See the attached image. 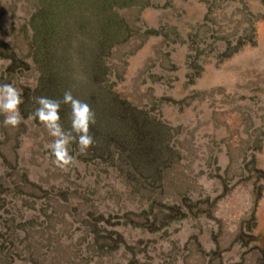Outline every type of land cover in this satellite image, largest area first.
I'll use <instances>...</instances> for the list:
<instances>
[{"label": "rangeland", "instance_id": "obj_1", "mask_svg": "<svg viewBox=\"0 0 264 264\" xmlns=\"http://www.w3.org/2000/svg\"><path fill=\"white\" fill-rule=\"evenodd\" d=\"M26 3L0 0V264H264V0L128 11L110 82L170 138L147 178L24 110Z\"/></svg>", "mask_w": 264, "mask_h": 264}, {"label": "trees", "instance_id": "obj_2", "mask_svg": "<svg viewBox=\"0 0 264 264\" xmlns=\"http://www.w3.org/2000/svg\"><path fill=\"white\" fill-rule=\"evenodd\" d=\"M150 5L152 0H27L23 6L28 17L20 27L30 32L29 52L12 47L14 60L18 56L29 66L26 58H31L29 68L38 72L37 84L26 85L20 93L24 110L53 117L69 145L90 159L117 155L127 170L145 178L155 173L163 155L150 158L144 153L153 141L167 146L170 138L162 122L110 81L114 67L123 61L120 50L134 36L135 20L128 18V11ZM16 18L12 25L17 27ZM0 44L11 49L1 37Z\"/></svg>", "mask_w": 264, "mask_h": 264}]
</instances>
